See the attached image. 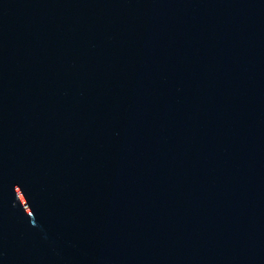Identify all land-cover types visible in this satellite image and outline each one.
<instances>
[{
	"label": "water",
	"instance_id": "obj_1",
	"mask_svg": "<svg viewBox=\"0 0 264 264\" xmlns=\"http://www.w3.org/2000/svg\"><path fill=\"white\" fill-rule=\"evenodd\" d=\"M0 264H264V0H0Z\"/></svg>",
	"mask_w": 264,
	"mask_h": 264
}]
</instances>
